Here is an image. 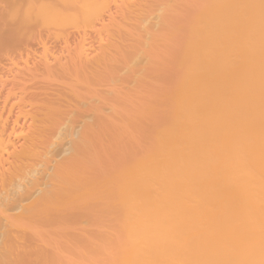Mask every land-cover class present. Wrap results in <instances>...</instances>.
Returning a JSON list of instances; mask_svg holds the SVG:
<instances>
[{
  "label": "bare ground",
  "instance_id": "6f19581e",
  "mask_svg": "<svg viewBox=\"0 0 264 264\" xmlns=\"http://www.w3.org/2000/svg\"><path fill=\"white\" fill-rule=\"evenodd\" d=\"M4 70L0 264H264V0H0Z\"/></svg>",
  "mask_w": 264,
  "mask_h": 264
},
{
  "label": "rangeland",
  "instance_id": "374dc122",
  "mask_svg": "<svg viewBox=\"0 0 264 264\" xmlns=\"http://www.w3.org/2000/svg\"><path fill=\"white\" fill-rule=\"evenodd\" d=\"M73 34H76L75 32H74V33L72 32V36H74V37L77 36V35H73ZM89 35L91 36V34H89ZM89 35H88V38H90ZM70 36H71V34H70ZM72 36H71V38H72ZM74 37H73V39L75 40L76 38H74ZM73 39H70V40L73 41ZM90 39H91V41L93 40V35L91 36ZM54 41H55V40L51 39V45H53L54 43L56 44V42H54ZM55 44H54V46H55ZM57 44H60V45H61L62 43H61L60 41H58ZM54 46H53V47H54ZM56 46H58V48H56ZM56 46H55L54 48H56V49H60L62 45H61V46L56 45ZM59 47H60V48H59ZM4 71H5V72H4ZM4 71L0 72V74L3 75V76L6 77V78H7V77L9 78V75H11V74H8V72H7L8 70H4ZM6 78H4V79H6ZM8 78H7V79H8ZM10 79H12V78L10 77ZM5 81H6V82H5ZM0 82L3 83V81H0ZM4 82H5V86H6V85L8 84V82L10 83V80H9V79H8V81H7V80H4ZM2 83H1V87H0V88H1V89H5V88H7V87L4 88V86H2ZM6 83H7V84H6ZM9 85L11 86V84H8V85H7L8 88L10 87ZM8 88L5 89V90H2L3 92H0V94L3 93V95H2L3 98H2L1 95H0V100H1V101H3V99H4V97H5V96H4V93L6 92V90H7V92H8ZM10 88H11V87H10ZM1 89H0V91H1ZM4 91H5V92H4ZM7 92H6V94H7Z\"/></svg>",
  "mask_w": 264,
  "mask_h": 264
}]
</instances>
